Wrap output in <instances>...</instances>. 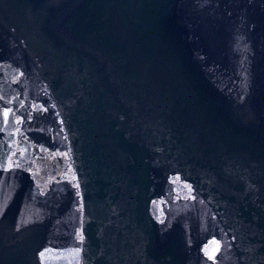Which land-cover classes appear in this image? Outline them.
<instances>
[{
  "label": "water",
  "instance_id": "obj_1",
  "mask_svg": "<svg viewBox=\"0 0 264 264\" xmlns=\"http://www.w3.org/2000/svg\"><path fill=\"white\" fill-rule=\"evenodd\" d=\"M0 264H264V0H0Z\"/></svg>",
  "mask_w": 264,
  "mask_h": 264
}]
</instances>
